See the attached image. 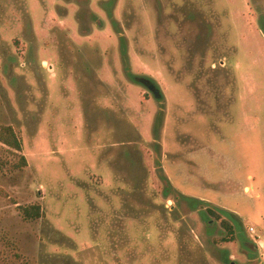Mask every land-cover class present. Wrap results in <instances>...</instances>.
<instances>
[{
  "label": "rangeland",
  "instance_id": "obj_1",
  "mask_svg": "<svg viewBox=\"0 0 264 264\" xmlns=\"http://www.w3.org/2000/svg\"><path fill=\"white\" fill-rule=\"evenodd\" d=\"M1 126L0 264H264V0H0Z\"/></svg>",
  "mask_w": 264,
  "mask_h": 264
},
{
  "label": "trees",
  "instance_id": "obj_2",
  "mask_svg": "<svg viewBox=\"0 0 264 264\" xmlns=\"http://www.w3.org/2000/svg\"><path fill=\"white\" fill-rule=\"evenodd\" d=\"M0 143L8 146L13 151H21V142L11 126L0 127ZM21 165H26V160L22 155L20 156L19 164H17L16 167H21ZM19 209L23 219L26 221L39 219L42 215L41 207L39 204L21 206Z\"/></svg>",
  "mask_w": 264,
  "mask_h": 264
}]
</instances>
